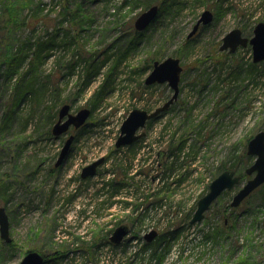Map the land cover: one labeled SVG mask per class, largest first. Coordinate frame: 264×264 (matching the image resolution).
<instances>
[{
	"label": "rangeland",
	"instance_id": "rangeland-1",
	"mask_svg": "<svg viewBox=\"0 0 264 264\" xmlns=\"http://www.w3.org/2000/svg\"><path fill=\"white\" fill-rule=\"evenodd\" d=\"M4 1L0 0V8ZM147 1L41 0L45 10L39 19H29L28 14V26L0 37V187H8L7 192L0 193V207H5L9 215L12 238L6 243L0 233V264H20L31 251L47 256L46 264H152L155 261L143 259L142 251L154 246L144 238L151 230L167 237L168 247L162 246L164 253L158 251L155 255L160 264H167L166 258H172L175 249H187L189 245L193 253L197 252L194 258L205 253V259L195 261L181 254L184 257L176 258L180 264H264V191L253 193L238 208H229L236 193L251 178L247 173L243 175V167L237 174L243 178L241 185L219 197L203 222L190 225L198 201L208 193L212 181L224 170H236L235 162H245L250 140L264 131V62L260 63V72L251 73V46L240 47L233 54L220 51L223 37L233 29L241 28L247 36H253L255 25L264 22V0H178L185 7H177L170 16L162 13L141 39L135 37V22L148 9ZM77 4L83 6V14L91 17L87 21L92 23L85 25V37L79 36L80 20L65 21L62 16L66 7L74 9ZM205 10L214 14L213 22L201 27L187 43L188 34ZM25 16L26 12L19 20L24 22ZM66 33L75 37V44L52 50L44 64L35 66L38 80L49 83L45 101L37 104L28 95L14 106L15 89L29 72L31 61L10 78L3 52L13 39L25 41L29 36L35 42L56 34L59 42ZM168 57L181 60L180 95L168 111L155 119L138 144L142 150L137 155L140 161L135 160L128 174L135 176L130 186L132 190L139 188V192L130 194L127 188L126 193L134 205L127 212H122L119 205L99 208L101 198L96 194L108 177L112 160L124 156V151L116 152L115 147L123 122L133 109L154 111L173 95L168 83L145 84L155 61ZM76 60H81L76 66L78 72L84 70L86 61L106 60L100 74L81 94L79 77L68 73ZM148 65L151 67L144 73ZM102 86H107V95L86 125L72 127L56 137L53 128L61 108L69 104L73 114L83 108L92 110L91 100ZM54 103L58 104L52 111L57 112V119L48 120L47 107ZM12 111L14 119L5 124ZM174 132L179 141L188 140L183 153L171 154ZM70 135L76 139L65 162L56 167ZM161 150H165L163 161L158 158ZM146 154L155 164L145 165L150 160L145 159ZM110 155L112 158L94 177L81 178L85 166ZM251 157L248 168L255 160ZM172 164L187 174L188 179L180 186L173 183L177 177L163 182L167 166ZM145 167L151 168L147 180L138 175ZM175 173L181 174L180 170ZM153 174L155 197L148 190L154 186L150 180ZM142 180L147 181L144 190L150 194V203L155 202L151 213L135 210L145 193L140 189L145 185ZM117 222L127 225L131 232L125 244L116 248L108 242ZM172 231H177L176 236L170 237ZM217 231L220 236L213 248L200 246L203 234L214 237Z\"/></svg>",
	"mask_w": 264,
	"mask_h": 264
},
{
	"label": "water",
	"instance_id": "water-1",
	"mask_svg": "<svg viewBox=\"0 0 264 264\" xmlns=\"http://www.w3.org/2000/svg\"><path fill=\"white\" fill-rule=\"evenodd\" d=\"M225 1V0H218ZM159 14V6L154 5L143 12L135 22V28L139 32H143L156 20ZM214 20V14L210 10H205L195 25L189 38L193 37L199 30L201 24L208 25ZM252 47L253 62L259 64L264 62V22L260 21L256 24L254 29V36L247 38L243 36L239 28L232 30L223 39L221 51H228L233 54L239 47ZM183 67L181 60L175 57H168L163 61H155L152 70L148 74L145 84L153 86L155 84L168 83L173 90L172 97L166 101L165 104L156 108L151 113L148 110L135 108L133 109L126 120L123 122L119 137L117 138L115 147L121 149L123 147L131 146L136 141L146 135L145 132H140L145 128L148 120L156 119L166 111L178 100L180 95V82ZM92 110L83 108L76 114L71 113V106L64 105L59 112V119L53 128V134L60 137L68 133L72 127L75 129L82 128L91 117ZM75 141V135H71L66 141L61 150L60 156L56 163V167L62 165ZM248 155L254 156V163L246 170V173L251 178L242 185L239 191L233 198L231 206L238 208L241 204L258 188L264 184V131L258 132L248 144ZM106 160L101 157L92 164L86 166L82 171V178L94 177L97 174L98 168ZM242 177L237 175L235 171L226 170L215 178L209 186L208 193L202 197L197 204V209L194 213L191 223L201 222L205 218L206 212L209 211L212 204L225 192L231 191L238 185H241ZM10 219L5 207H0V233L2 239L6 243H10L12 238L10 236ZM129 228L126 225H121L115 229L110 241L113 244H119L128 235ZM158 232L151 231L145 236V239L150 243L155 240ZM46 256L37 252L31 251L21 261L20 264H45Z\"/></svg>",
	"mask_w": 264,
	"mask_h": 264
},
{
	"label": "trees",
	"instance_id": "trees-1",
	"mask_svg": "<svg viewBox=\"0 0 264 264\" xmlns=\"http://www.w3.org/2000/svg\"><path fill=\"white\" fill-rule=\"evenodd\" d=\"M75 1V0H74ZM155 1V5L159 6V14L156 18V20L159 18V16H161L162 13H167V16H170L172 14H170L171 12H174L175 9H177V7H180V9H182V7H185V4L180 3L178 0H148L147 3L145 4L147 6V8L149 9L150 7H152V4ZM41 0H6V2L4 1L3 6L0 8V37L3 36L8 33V35L10 36L11 33H13L14 29H19L22 26L26 27L28 26V21L29 19H39L41 16V14L43 13L44 7L41 6ZM125 3H128V1H126ZM76 4V3H74ZM161 4V6H160ZM182 6V7H181ZM77 8H65V12L62 13V16H64V20L65 21H71L74 22L77 19L80 20L79 22V36L80 37H85L84 33L87 32V28H85V25L88 23H92L90 21H87L88 19L91 20L89 15L83 14V6L81 4H77L76 5ZM165 9V10H164ZM163 11V12H162ZM26 12V16H25V21H20L19 18L21 17V15ZM28 14H30V18L28 16ZM29 18V19H28ZM28 19V20H27ZM155 20V21H156ZM31 25V24H29ZM149 29V28H148ZM146 29L143 32H139L136 31L135 33V37L138 38H143L146 35V31L148 30ZM134 42V41H133ZM190 40L187 39V43H189ZM138 41L135 40V44H137ZM14 44V45H13ZM17 44V45H16ZM73 44H75V37L71 36L70 33H66L65 36L61 39V41L58 42V36L56 34L52 35L51 37H49L48 39L45 40H41V38H39L38 40H36L35 42H32V37H29L25 39V41H21L18 39H13V43L12 45L9 47V49H7L6 52H3L5 54H2L4 57L3 62L5 63H9L8 65V76H10V78L12 76H14L15 74H18L20 72V70L22 69V67H24V65H26V63L30 62V70L29 72H27L23 78L21 79V81L19 82V84L17 85L16 89H15V94H14V106L19 105L23 100H25L27 98L28 95H30L32 97V101H35L37 104H41L42 102L45 101L46 96L48 95L49 92V83L46 82H40L37 78V74H38V67L35 66H39V64H44L46 62L47 59H49L52 55V50H55L56 48H59L61 46H73ZM35 47L34 51H32V49ZM124 57V56H122ZM155 58H153L154 60ZM81 62L76 60L74 61V64L71 65V67L69 68V75L74 76L75 74H77V77H79V90L78 93L81 94L85 91V89L91 85L92 81L94 80V78L100 74L102 67L105 66L106 64V60L101 61V62H91V61H86V65L84 67V70L82 69L80 72H78V70L76 69V66ZM119 62V57L117 58L116 62L114 65H117ZM35 63H37L36 65H34ZM151 66H147L146 68H144L143 72L146 73V71L150 68ZM249 67V72L254 73L253 71H255V73L260 72V67L261 64H256L254 62L249 63L248 64ZM113 70V69H112ZM32 73V74H31ZM31 74L30 78H28V76ZM13 78V77H12ZM28 78V79H26ZM109 85V84H108ZM107 86H102L101 89L96 93V95L94 96V98L91 100V104H92V111L96 108L97 104L101 101H103V99L106 97L107 92L106 91ZM55 97V96H54ZM45 98V99H44ZM48 99V97H47ZM56 99V98H55ZM97 101V102H96ZM58 106L57 103H54L53 106H48V114H46V119H57V112H52L53 111V107ZM14 111H12L11 113L7 114L6 119H5V124H8L10 122H12V120L14 119L12 113ZM163 115V114H162ZM161 115V116H162ZM154 123L150 124V128L153 127ZM167 129V126L165 128V130ZM176 132L173 133V135L171 136V139L175 140V144L173 145V149L171 150V154L175 153V151H177L179 154L183 153V151L188 147V140L183 139L181 141H179V137L176 136ZM164 137V134H163ZM141 149L143 147H140ZM147 148V147H145ZM150 148V147H148ZM151 149V148H150ZM120 151H124V156L123 157H116L115 160L113 161V168H115L117 171H120L123 169V171L121 172V174L119 175V178L122 177V179L124 180L125 184H127L129 190H131L130 194L134 193H138L137 190H132V186L131 182L132 180H134L133 177L135 176H130L128 173L130 171V169H132V167L135 165V160L137 159L138 161H140L137 158V155L140 153V149H139V145L138 143H136L135 145H133L131 148H128L126 150H116V152H120ZM165 154V150H161L158 152V158H160L161 161H163V156ZM247 160L244 162L243 160H239L238 162H235V169L234 170L236 172V174H238V171L240 169V167H243V171L245 172V170L248 168V165L250 164V161L252 159L251 156L246 155ZM180 158V155H177V160ZM176 163V161H175ZM167 175H166V180H164V183H167V181L169 179H172L174 181V178H176V180L173 182L174 184L179 183V186L181 184H183L187 179V174L184 171L183 172V168H177L174 166V164L167 166ZM180 170L181 174H177L176 176V171ZM182 170V171H181ZM230 170V169H228ZM232 170V169H231ZM226 171V170H224ZM243 175L246 174V172ZM156 178V176H155ZM160 178V177H159ZM180 179V180H177ZM243 179V178H242ZM144 182V183H143ZM146 180H142L143 184H146ZM121 185H120V180H116V181H107L106 179H104V181L102 182V187L98 190L97 192V197L100 199L99 200V208L105 206L108 202L109 199L116 194V192H119ZM168 187V186H167ZM8 187L5 185L2 188L0 187V193L3 192H7ZM257 191H264V184L258 188L255 192ZM254 192V193H255ZM225 193V192H224ZM224 193L220 196L223 197ZM104 196V197H102ZM229 208H232V206L230 205ZM211 210V209H210ZM235 210V209H234ZM176 232L177 231H172L170 235L172 236H176ZM216 234V235H215ZM206 237L209 239H213L214 242H216L217 237L220 236L219 232H214L213 235H215L214 237L211 236L210 234H205ZM176 237H174L173 239H175ZM163 239H165L163 237ZM160 243L158 245L154 246H150L148 248H143V254L145 255V257L143 259H148L149 261L154 262L156 259V253L158 251H162L165 250L162 247V243L167 244L165 242V240H158ZM145 252V253H144ZM164 253V251H162ZM58 255V254H57ZM137 255V253H136ZM149 256V257H147ZM57 257V256H56ZM60 257V256H59ZM58 259V258H57ZM47 263V261H46ZM155 263V262H154ZM153 264V263H152ZM244 264H246V262H244Z\"/></svg>",
	"mask_w": 264,
	"mask_h": 264
},
{
	"label": "flooded vegetation",
	"instance_id": "flooded-vegetation-1",
	"mask_svg": "<svg viewBox=\"0 0 264 264\" xmlns=\"http://www.w3.org/2000/svg\"><path fill=\"white\" fill-rule=\"evenodd\" d=\"M217 2H224V1H218V0H216ZM226 1V0H225ZM202 16V15H201ZM201 16H200V18H201ZM199 18V19H200ZM198 19V20H199ZM198 22V21H197ZM197 22H196V24H197ZM213 22V21H212ZM211 22V23H212ZM210 23V24H211ZM195 24V25H196ZM210 24H208V25H210ZM208 25H204V24H201V26H200V28L201 27H205V26H208ZM256 26V25H255ZM195 27V26H194ZM200 28H199V30H200ZM194 29V28H193ZM241 31H242V33H243V36L244 37H247V38H252L253 36H254V29H255V27H254V29H253V36H251V37H249V36H247L244 32H243V30L241 29V28H239ZM199 30H198V32H199ZM234 30V29H233ZM192 32V31H191ZM190 32V33H191ZM197 32V33H198ZM231 32V31H230ZM229 32V33H230ZM189 33V34H190ZM197 33L194 35V36H196L197 35ZM189 34H188V36H187V39H189V40H191L193 37H191V38H189ZM225 37V36H224ZM224 37H223V39H224ZM223 39H222V44H221V46L223 45ZM221 46H220V48H221ZM250 46V45H249ZM240 48V47H239ZM238 48V49H239ZM252 48V47H251ZM237 49V50H238ZM221 51V50H220ZM221 52H229L230 53V50H228V51H221ZM150 113L152 112V111H149ZM155 122V118L154 119H151V120H148L147 121V123H146V126H145V128L144 129H142L140 132H145L146 133V135L144 136V137H142L141 139H139L138 141H136L133 145H135L136 143H138L139 144V142L143 139V138H145L146 136H147V132H148V129H150V124H152V123H154ZM71 136V135H70ZM76 139V138H75ZM133 145H131V146H127L128 148L130 147H132ZM124 148V147H123ZM123 148H121V149H123ZM121 149H117L116 148V150H121ZM146 148L144 147L143 148V150H145ZM142 150H140V152H141ZM108 157H110V158H108ZM108 157H105L106 158V160L104 161V163L103 164H105L107 161H109L111 158H112V155H110V156H108ZM148 158L150 159V157H149V155L148 154H146L145 155V159L146 160H148ZM145 160V161H146ZM95 162V161H94ZM150 162H152V163H154L155 164V161H153V159H150V160H148V162L145 164L146 166H148L149 167V163ZM93 163V162H92ZM91 163V164H92ZM102 164V165H103ZM90 165V164H89ZM101 165V166H102ZM88 166V165H87ZM100 166V167H101ZM86 167V166H85ZM84 167V168H85ZM100 167L98 168V171H99V169H100ZM83 168V169H84ZM151 168H147V167H145V169H142V170H140L139 171V176L140 177H143V179H146V177H147V179H148V174H149V170H150ZM83 171V170H82ZM98 171H97V173H98ZM121 172L123 171V169L122 170H120ZM120 171H117L115 168H113V160H112V165H111V167L109 168V172H108V177H107V181H116V180H120V185H121V187H120V189H119V192L117 193L116 192V194L115 195H113L110 199H109V202L106 204V207H108V209L111 207V208H113V207H116V206H118L119 205V208H120V210L122 211V212H127V211H129L128 209L129 208H131L133 205H134V202H132L133 201V199H130V200H128L127 199V195H126V193H127V184H125V182H124V180L122 179V177H120L119 178V175L121 174V172ZM137 172V171H136ZM130 173H132V172H130ZM81 178H82V173H81ZM90 178H92V177H88V178H82L83 180H88V179H90ZM146 179V180H147ZM150 180L151 181H153V184H154V186H152V187H148L149 189V192H151L152 194H153V196L155 197V174H153L151 177H150ZM144 181V180H143ZM149 181V180H148ZM145 188H147V186H146V184L145 185H143L142 187H140V189L141 190H143L145 193L142 195V198L143 199H140L141 200V203L140 204H138L136 207H135V210L136 211H138L139 213H140V209L142 210V212L143 213H145V212H148V213H151V212H153V210H154V208H155V202H153V203H150V201H149V196L147 197V195H150L149 193H147L144 189ZM137 191L139 192V188H137ZM121 225H124L122 222H117L115 225H113V230H112V232L117 228V227H119V226H121ZM130 230H131V228H130ZM158 240H165V242H167V239H163V236L161 237L160 235L155 239V241H154V243H155V245H158L160 242L158 241ZM125 242H126V240L124 239L122 242H121V245H123V244H125ZM108 243H110L111 244V242L109 241ZM162 246H167L168 247V243L167 244H164V243H162ZM40 253V252H39ZM156 260V262H155V264H160V262L157 260V259H155Z\"/></svg>",
	"mask_w": 264,
	"mask_h": 264
},
{
	"label": "built area",
	"instance_id": "built-area-1",
	"mask_svg": "<svg viewBox=\"0 0 264 264\" xmlns=\"http://www.w3.org/2000/svg\"><path fill=\"white\" fill-rule=\"evenodd\" d=\"M208 229V228H207ZM207 229L205 230V232L207 231ZM206 234V233H205ZM205 234H203L202 235V244L200 245L201 247H204L205 245H209L210 246V248H213L212 246H213V242H212V240H208L206 237H205ZM177 243H179V239L177 240ZM197 243H199V241L198 240H196V244ZM183 244H186V242H184ZM194 245V246H197V245ZM178 246H176V248H177ZM184 249H185V247H184ZM182 249V247L180 248V250H179V248H177V249H175V251L174 252H172L173 253V256H172V258H166V260H165V263H167V264H180L181 262L180 261H178V259H176L179 255H180V257H184V256H182L181 254H184L185 255V257H189V258H193L195 261L196 260H201V261H203L204 259H205V253H203L204 255L203 256H200V255H198L197 256V258H194L193 256H196V253L197 252H192L193 250H191V245H189L188 246V248L187 249ZM182 250V251H181ZM179 257V258H180ZM171 259V260H170ZM170 260V261H169ZM155 262H156V260H155ZM153 264H155V263H153ZM162 264H164V263H162Z\"/></svg>",
	"mask_w": 264,
	"mask_h": 264
}]
</instances>
